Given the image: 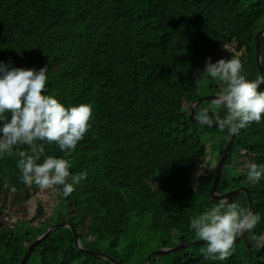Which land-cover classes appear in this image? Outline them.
<instances>
[{
	"label": "trees",
	"instance_id": "1",
	"mask_svg": "<svg viewBox=\"0 0 264 264\" xmlns=\"http://www.w3.org/2000/svg\"><path fill=\"white\" fill-rule=\"evenodd\" d=\"M263 29L264 0H0V61L47 66L46 94L94 108L74 152L45 146L46 154L70 159L73 174L87 172L69 196L60 186L25 185L18 157L0 158V264H21L31 242L65 219L86 248L121 264H146L155 250L200 241L190 222L220 202L211 197L213 179L232 136L190 119L196 100L224 87L201 73L209 57L239 58L243 74L258 81L255 38ZM203 108L226 113L214 101ZM249 161L264 164V117L238 133L218 187L246 186L261 216L233 254L205 260L206 244H197L155 255L153 264H264L257 244L264 242V178L247 180ZM228 202L249 206L244 192ZM26 264L113 263L79 250L63 226Z\"/></svg>",
	"mask_w": 264,
	"mask_h": 264
},
{
	"label": "clouds",
	"instance_id": "2",
	"mask_svg": "<svg viewBox=\"0 0 264 264\" xmlns=\"http://www.w3.org/2000/svg\"><path fill=\"white\" fill-rule=\"evenodd\" d=\"M47 72V66L37 70L10 67L0 61V158L18 157L17 168L25 185L35 184L42 190L60 186L67 197L87 178V172L73 174L71 160L46 154L45 146L55 144L66 154L74 152L91 129L94 108L91 103L66 106L46 94ZM243 73L244 62L239 58H220L215 62L208 58L201 74L224 85L214 103L226 113L221 118L203 108L197 113L199 121L226 128L232 134L261 121L264 91L259 88L264 78L250 80ZM246 168L250 183L264 178V164L249 161ZM260 220L258 213L246 210L238 202L221 199L217 206L192 219L190 228L206 244L205 260L224 261L233 254L237 236L251 232ZM81 243L84 246L82 239ZM257 244L264 246L259 239Z\"/></svg>",
	"mask_w": 264,
	"mask_h": 264
},
{
	"label": "water",
	"instance_id": "3",
	"mask_svg": "<svg viewBox=\"0 0 264 264\" xmlns=\"http://www.w3.org/2000/svg\"><path fill=\"white\" fill-rule=\"evenodd\" d=\"M261 38H264V29L261 30L260 33L257 34V36L255 38L256 47H257V61H258L259 72H260L259 80H261V78H264V76H263V61H262V53H261V42H260ZM216 95L217 94H209L206 96H202L198 100L195 101V103L192 106V111L190 114V119L193 123H197V124H201V125H207V124H204L197 119L198 108L205 101H214L216 98ZM212 126H218V125H212ZM237 137H238V134H232L230 141L228 142V144H227V146H226V148H225V150H224V152H223V154L219 160L217 169L215 171L214 179H213V188H212V192H211V197L216 199V200H219V201L221 199H226L227 201H229L231 198H233L236 195L244 192L248 196V201H249V206H248L247 210H251L254 213V205H253L252 195L250 193V190L246 186H242V187H239L236 189H232L230 191L223 192V193L218 191V187H219V183L221 180V176H222V172H223V168H224L226 159H227L230 151L232 150V148L236 142ZM63 226L64 227H66V226L70 227L73 230L76 245L81 251H87L88 253L93 254L95 256L105 258V259L111 261L113 264H121L114 257H112L110 254H108L104 251L93 250L91 248H85L84 246H82L80 235L78 234L77 230L74 228L73 223H71L68 220L61 221L59 223L48 226L46 228V230L41 235H39L37 238H35L31 242L28 250L26 251V254L23 257L21 264L27 263L30 255H31L32 251L35 249V247L41 241H43L45 238H47L55 228H60ZM247 233L248 232L244 233L243 235H238L236 238L235 244L239 240L244 239L246 237ZM197 244H205V242L200 240V241H195V242L179 243V244H176L174 246L163 247L161 249L155 250V251L151 252L149 254V256L147 257L146 264H153L152 259L155 255L167 254V253L174 252L177 250H181V249H184V248H187V247H190L193 245H197Z\"/></svg>",
	"mask_w": 264,
	"mask_h": 264
},
{
	"label": "rangeland",
	"instance_id": "4",
	"mask_svg": "<svg viewBox=\"0 0 264 264\" xmlns=\"http://www.w3.org/2000/svg\"><path fill=\"white\" fill-rule=\"evenodd\" d=\"M195 240H199V239H195ZM195 240H194V241H195ZM188 242H191V241H190V238H188ZM177 244H179V243H177ZM172 245H176V244H172Z\"/></svg>",
	"mask_w": 264,
	"mask_h": 264
},
{
	"label": "crops",
	"instance_id": "5",
	"mask_svg": "<svg viewBox=\"0 0 264 264\" xmlns=\"http://www.w3.org/2000/svg\"><path fill=\"white\" fill-rule=\"evenodd\" d=\"M66 220H68V219H65V220H63V221H66ZM68 221H69V220H68ZM71 223H72V222H71ZM66 228H70V227H67V226H66ZM70 229H71V228H70ZM71 230H72V229H71Z\"/></svg>",
	"mask_w": 264,
	"mask_h": 264
}]
</instances>
